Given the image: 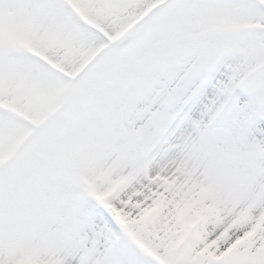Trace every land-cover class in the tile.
Returning a JSON list of instances; mask_svg holds the SVG:
<instances>
[{
    "label": "snow or ice",
    "instance_id": "snow-or-ice-1",
    "mask_svg": "<svg viewBox=\"0 0 264 264\" xmlns=\"http://www.w3.org/2000/svg\"><path fill=\"white\" fill-rule=\"evenodd\" d=\"M0 264H264V0H0Z\"/></svg>",
    "mask_w": 264,
    "mask_h": 264
}]
</instances>
